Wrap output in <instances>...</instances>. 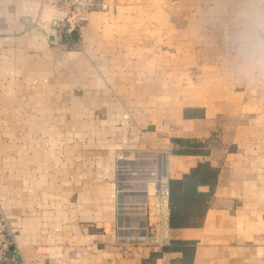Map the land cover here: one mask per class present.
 Listing matches in <instances>:
<instances>
[{"label":"crops","instance_id":"0c3cea01","mask_svg":"<svg viewBox=\"0 0 264 264\" xmlns=\"http://www.w3.org/2000/svg\"><path fill=\"white\" fill-rule=\"evenodd\" d=\"M103 2L70 41L44 0H0V209L20 250L0 264H182L119 241L125 147L169 153L167 246L195 242L188 264H264V83L229 69L230 0ZM190 141L205 152L177 153Z\"/></svg>","mask_w":264,"mask_h":264},{"label":"built area","instance_id":"2783aa9c","mask_svg":"<svg viewBox=\"0 0 264 264\" xmlns=\"http://www.w3.org/2000/svg\"><path fill=\"white\" fill-rule=\"evenodd\" d=\"M44 5L55 13L49 35L61 38L79 32L85 14L106 8L103 0H44ZM170 180L168 152L126 149L118 153L112 195L117 207L119 241L126 251L137 244L159 249L170 244ZM124 227L141 235H126ZM10 252L14 256L20 254L12 226L0 209V263L7 261Z\"/></svg>","mask_w":264,"mask_h":264},{"label":"clouds","instance_id":"9594fccd","mask_svg":"<svg viewBox=\"0 0 264 264\" xmlns=\"http://www.w3.org/2000/svg\"><path fill=\"white\" fill-rule=\"evenodd\" d=\"M233 74L264 83V0H230L217 17Z\"/></svg>","mask_w":264,"mask_h":264},{"label":"trees","instance_id":"16d2710c","mask_svg":"<svg viewBox=\"0 0 264 264\" xmlns=\"http://www.w3.org/2000/svg\"><path fill=\"white\" fill-rule=\"evenodd\" d=\"M204 146L198 141H190L186 145H183V149L177 151V153H204L205 152ZM170 188L172 194V181L170 180ZM171 199V198H170ZM172 215V213H171ZM171 225H176L172 223ZM171 247L167 246L164 247V251L169 250H180L183 253L182 264H188L190 258H192L195 250V242L188 241V242H172Z\"/></svg>","mask_w":264,"mask_h":264},{"label":"rangeland","instance_id":"374dc122","mask_svg":"<svg viewBox=\"0 0 264 264\" xmlns=\"http://www.w3.org/2000/svg\"><path fill=\"white\" fill-rule=\"evenodd\" d=\"M217 6H216V2L215 1H211V2H209V3H207V9H215ZM67 39H69L70 41L72 40V37H68ZM66 47H75V45H70V46H66ZM203 145V144H202ZM126 149H131V147H125V148H123V149H120V150H118L117 152H116V158H117V156H118V153L119 152H121L122 150H126ZM133 149V148H132ZM173 150H175L176 151V149H173ZM178 150H180V149H178ZM157 151V150H156ZM129 229V228H128ZM123 230H125L126 231V228L124 227V229ZM122 231H120V233H121ZM127 232V234H128V231H126ZM131 232V231H130ZM134 237H136V236H134ZM137 245H142V246H149L148 244H137Z\"/></svg>","mask_w":264,"mask_h":264},{"label":"bare ground","instance_id":"6f19581e","mask_svg":"<svg viewBox=\"0 0 264 264\" xmlns=\"http://www.w3.org/2000/svg\"><path fill=\"white\" fill-rule=\"evenodd\" d=\"M138 228L140 229V224H139V227ZM126 231H128V228L127 227H126ZM126 231L124 230V233L127 235V232ZM128 233H130V234H132V236H136V237H138V236L141 235L140 232H138V231H131V232L128 231Z\"/></svg>","mask_w":264,"mask_h":264},{"label":"water","instance_id":"95a60500","mask_svg":"<svg viewBox=\"0 0 264 264\" xmlns=\"http://www.w3.org/2000/svg\"><path fill=\"white\" fill-rule=\"evenodd\" d=\"M72 36H73L74 39H77L78 36H79V34H78L77 31H74ZM8 258H9V259H13V258H14V255H13L12 252H10V253L8 254Z\"/></svg>","mask_w":264,"mask_h":264}]
</instances>
